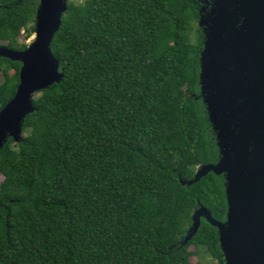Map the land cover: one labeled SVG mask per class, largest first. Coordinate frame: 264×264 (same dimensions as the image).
<instances>
[{
	"label": "trees",
	"instance_id": "1",
	"mask_svg": "<svg viewBox=\"0 0 264 264\" xmlns=\"http://www.w3.org/2000/svg\"><path fill=\"white\" fill-rule=\"evenodd\" d=\"M38 3L0 0V46L27 48ZM201 6L67 0L51 43L62 79L0 150V264H224L204 219L181 244L199 206L227 211L224 174L182 183L220 158L200 96ZM20 66L0 57V109Z\"/></svg>",
	"mask_w": 264,
	"mask_h": 264
},
{
	"label": "water",
	"instance_id": "2",
	"mask_svg": "<svg viewBox=\"0 0 264 264\" xmlns=\"http://www.w3.org/2000/svg\"><path fill=\"white\" fill-rule=\"evenodd\" d=\"M203 35L199 53L201 98L216 134L220 158L198 166L190 185L209 172L224 174V221L204 206L193 211L181 244L198 231L201 219L217 230L224 264H264V0H198ZM67 0H39L34 39L24 50L0 46V57L19 62L14 96L0 109V150L19 142L36 93L62 79L51 43Z\"/></svg>",
	"mask_w": 264,
	"mask_h": 264
},
{
	"label": "rangeland",
	"instance_id": "3",
	"mask_svg": "<svg viewBox=\"0 0 264 264\" xmlns=\"http://www.w3.org/2000/svg\"><path fill=\"white\" fill-rule=\"evenodd\" d=\"M33 39H34V35L27 40V43L28 44L31 43L33 41ZM11 74H12V71L11 70L10 71H5L3 73V77L6 78V77L10 76ZM0 181H2V177L1 176H0ZM189 250L192 251L193 250V247H190ZM201 254H202V251H201ZM204 258L205 257H203V255H201L200 259L201 260H204ZM190 261H191V263H195V262L198 261V257L197 256H191L190 257Z\"/></svg>",
	"mask_w": 264,
	"mask_h": 264
},
{
	"label": "flooded vegetation",
	"instance_id": "4",
	"mask_svg": "<svg viewBox=\"0 0 264 264\" xmlns=\"http://www.w3.org/2000/svg\"><path fill=\"white\" fill-rule=\"evenodd\" d=\"M210 1V0H209ZM201 7H204L205 10L207 11L209 9V4H207L206 2L202 1V6ZM200 7V8H201Z\"/></svg>",
	"mask_w": 264,
	"mask_h": 264
}]
</instances>
